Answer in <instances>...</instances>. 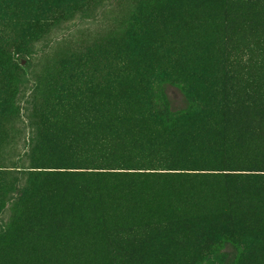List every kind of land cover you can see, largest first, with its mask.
I'll list each match as a JSON object with an SVG mask.
<instances>
[{"label": "trees", "instance_id": "trees-1", "mask_svg": "<svg viewBox=\"0 0 264 264\" xmlns=\"http://www.w3.org/2000/svg\"><path fill=\"white\" fill-rule=\"evenodd\" d=\"M103 1L0 0V264H264V0H135L23 106L22 60Z\"/></svg>", "mask_w": 264, "mask_h": 264}, {"label": "rangeland", "instance_id": "rangeland-1", "mask_svg": "<svg viewBox=\"0 0 264 264\" xmlns=\"http://www.w3.org/2000/svg\"><path fill=\"white\" fill-rule=\"evenodd\" d=\"M135 0H104L98 5L89 16H77L75 19L68 21L54 30L50 37L37 45L34 57L22 60L26 70V80L23 85L25 92L22 96V105L27 106L26 95L32 93V88L37 82V77L41 74L46 66L66 49L76 46L83 40L91 39L98 34L107 33L124 21L132 12ZM173 102L172 108L182 110L187 107L185 94L178 88H170ZM25 113V112H24ZM23 113V114H24ZM25 116L19 122V128H15L13 135L15 141L6 147L7 158L18 160L24 156L29 136V129L25 125ZM21 159V158H19ZM23 160L21 159V163ZM23 166V165H22ZM21 176L20 174H18ZM9 212L6 211L0 216V220L8 218ZM237 252L233 245H225L213 257L208 264H231Z\"/></svg>", "mask_w": 264, "mask_h": 264}]
</instances>
